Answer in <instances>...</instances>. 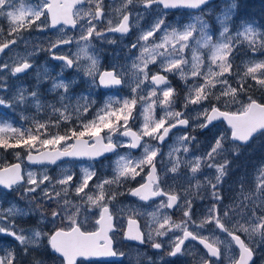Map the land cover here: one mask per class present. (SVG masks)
Masks as SVG:
<instances>
[{
  "label": "snow or ice",
  "instance_id": "1",
  "mask_svg": "<svg viewBox=\"0 0 264 264\" xmlns=\"http://www.w3.org/2000/svg\"><path fill=\"white\" fill-rule=\"evenodd\" d=\"M119 2V7L108 6L115 10L116 16H113L105 12L104 0H37L34 4L29 0H0V20L8 22L9 37L5 38V29L0 26V54L7 55L5 50L12 52L11 46L24 40L21 33L30 31L33 26L37 31L51 28L60 34L46 49L33 46L24 57L0 59V107L34 106L37 113L45 109L51 112L43 121L32 117L27 128L0 121V149H23L26 160L33 165L56 164L64 157L95 161L106 154H115L112 176L97 177L94 166L89 165L82 168L83 175L75 184L70 173L52 177L46 170L25 172L21 162L0 168V190L20 193L21 199L29 205L27 209L15 203L7 208L0 206V234L18 242L24 255L39 249L46 237L55 264H94L101 258L122 257L124 253L114 249L110 235L118 227L114 223L117 213L110 205L125 194L119 189L140 177L138 186L128 187L127 194L145 203L155 201L156 207L148 213L140 206L121 209V213H130L124 239L149 244L160 253L161 264H168L165 256L189 254L194 245L186 242H196L206 249L198 264H221V246L230 253L228 264H252L256 248L264 244V162L256 168L255 187L245 191L241 183L240 194L231 203H224L220 186L230 171L229 153L238 157L243 147L264 136V102L252 95H247L246 100L241 99L242 94L253 88L248 83L249 78L264 89V60H250L246 70L241 72L239 66L234 68L233 57L236 48L245 42L253 54L264 52V31L253 23L243 22L234 33L230 32L229 21L237 7L235 0L217 16L221 30L216 40L210 34L203 14L195 15L183 26H173L166 22L167 12L163 11L201 9L209 0ZM152 13H155L154 22L146 29L140 28L135 41L128 46L130 54L132 49L138 53L130 56L132 80H125L126 73L118 71V65L111 71H99L98 57L88 54L94 38L115 43L108 33H119L123 37L133 27H139L144 15ZM68 27L76 30L78 36L64 34ZM73 43L78 49L75 58L54 51L61 45ZM202 48L210 52L207 63L200 54ZM44 50L51 59L63 62L57 77H49L47 68L43 74L37 70L38 79L52 80L50 91L63 90L58 101L41 103L38 90L28 92L23 87L9 94L8 78L32 69L34 63L27 57ZM81 54L88 60L83 72L89 78V91L74 97L69 90L75 81L65 82L60 77L64 68L81 69L78 63ZM150 65H154L155 70ZM169 76H178L186 85L183 110H176L177 93ZM231 77L235 79L230 80ZM125 83L131 84L130 97L109 96L91 117L84 118L96 104L92 88H114ZM157 108L163 112L159 118L156 117ZM52 115L57 118L52 119ZM22 119L29 118L24 116ZM73 120L75 124H72ZM137 120L141 121L140 127L133 130ZM190 120L197 121L192 125L194 130L211 126L217 128L218 135L202 155H188L196 137L184 132L170 146L169 164L165 165L161 146L173 129H187ZM215 122H223L226 127L220 128ZM61 124L72 126L61 131ZM122 148L128 151L121 154L119 149ZM136 149H140L139 156L133 154ZM16 156L19 159L20 153ZM158 164L162 166L163 175L158 171ZM182 165L193 174L191 179L195 180L198 189L202 185L197 173L214 169V174H204L207 195L199 198L210 199L211 203L199 220L194 218L192 198L182 197L171 187L163 186L164 176L168 172L177 173ZM94 177L95 183L90 187ZM70 190L79 197L78 201L73 202L70 198ZM174 208L182 211L179 222L172 219ZM49 210L50 220L45 215ZM90 212L96 225L92 230L85 227ZM36 213H39L40 222L56 225L59 221L62 226L54 227L49 233L38 228L26 232L17 225L16 217ZM144 214L151 221L146 225L147 232L141 229L137 219ZM217 229L224 234L223 238ZM205 230L209 235H204ZM242 234L246 239L241 238ZM233 247L238 252L232 253ZM3 251L0 264H17L14 249ZM32 264L45 262L33 256Z\"/></svg>",
  "mask_w": 264,
  "mask_h": 264
},
{
  "label": "rangeland",
  "instance_id": "2",
  "mask_svg": "<svg viewBox=\"0 0 264 264\" xmlns=\"http://www.w3.org/2000/svg\"><path fill=\"white\" fill-rule=\"evenodd\" d=\"M251 2L252 4V10L245 11L243 8L246 5V2ZM30 3H36L37 0H29ZM105 2V12L111 13L113 16H116L115 10L113 8L108 7L109 5H115L116 7L120 6L119 0H104ZM233 0H219L216 2H213L210 6L202 9L200 12H185V11H179V12H167L166 16V22L173 24V26H183L184 24H187L191 22L195 15L203 14V19L208 23L209 25V32L210 34L214 35V40L219 38V32L221 30V26L217 21V16L221 15L223 11L231 5ZM235 3L237 5L235 9V14L232 16V19L229 21L230 24V32L234 33L243 22L253 23L254 26H258L262 31H264V0H235ZM130 8L132 6H129ZM142 10V9H139ZM164 11V10H163ZM155 13L152 14H146L139 22V27H133V33L131 37L122 39V41H116L115 43H108L106 40L102 39H95L93 40V45L90 49H88L89 55H95L98 57L99 60V71L102 70V67L107 64L106 55L102 57L101 53H104L102 50L106 51L105 49H109L112 52L108 53L110 56H113L112 62L113 66L118 65V71L122 70L126 73L125 80L127 82H130L132 80V60L130 56L132 54H138L136 52V49H132V53H129V47L131 43H133L136 39V36L139 34L140 28H147L151 26V24L154 22ZM0 26H2L5 29V38L7 37V29H8V22L6 20H0ZM64 34H67L69 36H73L72 31L64 29ZM24 40L20 41L18 40L16 45H12L13 51L9 53L8 50H5L7 55L0 54V59H9V57H16L17 55L24 57L27 53L32 51L33 46L37 47H43L47 48L50 41H54L58 35L56 30L50 31L49 29H46L45 31H37L35 29V26L32 27L30 31H25L21 33ZM197 35V34H194ZM111 38V37H110ZM24 41H27L25 43ZM78 49L76 44L72 45H66L63 48H57V53L66 54L72 58H75L76 53ZM110 52V51H109ZM200 54L205 59L206 63L208 60V56L210 55V52L207 48L200 49ZM47 56V58H46ZM49 53L44 51H37V54L34 56H28L27 58L34 63V68L31 70L30 73L25 74L21 78L17 77H9L7 84L9 86V94L12 92H15L17 88L23 87L28 92H31L33 90H38L39 92V98L41 100V103L44 104H51L58 101V97L60 92L63 90H58L57 92L50 91L52 86V80L51 79H43L41 77L40 79L37 78V70L40 71L41 74L44 73L45 68H47L48 76L49 77H57L59 73H61L62 65L56 64L52 62V60L49 59ZM189 59L191 58V54L188 53ZM233 57L235 60L234 68L236 66H239V69L241 72L246 70L247 63L250 60H264V52L258 51L255 54L248 48L247 43H243L239 45L236 50L233 53ZM78 63L82 66L80 70H77L75 67L74 69L64 68L63 69V75L60 77V79H63L65 82H72L75 81V83L72 84L70 87V94L75 96H79L81 93H87L89 91V85L87 83L88 77L84 75L83 67L88 64V60L84 54H81ZM150 68L155 70L154 65H150ZM173 79L172 86L175 88L177 97H176V110H183V99L185 96V90L186 85L185 83L178 77V76H169V78ZM234 77H231L230 80H234ZM248 83L253 85V88L251 91L247 94H242L241 99L246 100L247 95H252L253 98L257 99L260 102H264V89H260L259 86L255 85V81L248 79ZM235 86V84L233 85ZM91 94L96 100V104L93 107V109L88 113V116L84 117L87 119L88 117H91L96 108H99L103 105L104 101L109 96H118V97H130L132 95L131 92V84L125 83V88L121 92H113V93H105L104 91L100 90V87H94L91 89ZM215 102V101H213ZM195 107V106H192ZM139 109V105H138ZM188 111H191V108L188 109ZM5 115H9L10 120H8ZM51 115L50 109H45L44 111H41L37 113V110L34 106H27V107H18V108H3L0 107V121H7L10 123L14 122L12 120H17L18 124H20L19 127L30 126L31 118L35 117L36 119H39L41 121L46 120ZM58 115V114H57ZM57 115H52V119H56ZM161 115H163V112L160 108L156 109V117L159 118ZM194 115V113H193ZM27 116L29 119L25 120L22 119V117ZM76 121L73 120L72 124H75ZM131 123V122H130ZM197 123L195 120H190V127L188 130L184 131H174L170 137V139L162 145V153L164 155V164H169V158L167 156L168 151L170 150V146L174 145L176 143V137L183 134L184 132L190 133L192 136L196 137V140L192 142V145L189 147V154L188 155H202L204 152L209 150L211 143L214 141V137L218 135L217 128H212L210 130H207V132H201L200 129H193L192 125ZM72 124H61L60 130L63 131L67 129L68 127H71ZM141 121L137 120L134 124V130H138L140 127ZM220 128H224L225 125L223 123L218 124ZM53 131H56V129H53ZM128 149H120V153L123 154L127 152ZM20 153V158L18 159L16 156V153ZM134 155L139 156L141 154L140 149L138 152H133ZM26 153L20 152L17 149H7L3 150L0 149V165L1 167L9 165V157L13 158L14 161H20L23 164V168L25 169V172L28 170L34 171V172H41V171H47V174L52 177H59L62 174L70 173L73 175V184L79 182V179L83 175L82 168H86L89 165H93L95 168V171L97 173V177H104V176H112V165L115 160V155L112 157L105 158L103 161L99 162H77V161H67L58 164V166L51 167V166H43V167H32L26 163ZM181 156L184 154L181 153ZM160 159L159 157L157 158ZM229 159L232 161V163L229 165L230 171L229 174L224 178V181L221 184V195L224 197V203L228 204L231 203L239 194H240V185L243 183L244 190L248 191L251 188L255 187L256 183V168L261 163L264 162V136H259L258 138L254 139L253 142H251L249 145L245 146L241 150V154L238 157H233L231 153H229ZM159 171H161V174L163 175L162 166L159 165ZM147 171V169H146ZM206 173H213L214 169H204L203 172L197 173V176L199 177L201 181V188H197L195 186L196 182L195 180L191 179L192 173L186 166H181L180 169L177 171V173H171L168 172L164 176V187H171L173 190H175L180 196L188 195L190 198L193 199V213L194 218L199 220L202 215L204 214L206 207L209 203H211L210 199L201 200L199 197L201 195H207V183L204 180V174ZM96 178H93V181H90V187L93 183H95ZM140 180V177H137L135 181H129L127 185H125L124 188L119 189L120 191H124L125 194L118 196L117 200L113 202L112 205H110V209H114L117 213L116 216V224L117 226H122L125 224V219L128 218V215L130 213L125 212L121 213V209H129L133 207L140 206L141 210L144 213H148L155 210L156 203H152L151 205H147L145 203H142L137 198H132L130 195L127 194L126 189L128 187H135L137 186V182ZM95 191V189H93ZM70 198L73 200V202H76L79 200V197L75 196V193L70 190ZM11 203H15L20 208L27 209L29 207L28 202L24 199H21L20 193L16 191H12L11 193L0 190V206L7 208ZM50 203V202H49ZM52 207H55V205H52ZM96 211V210H93ZM172 214V219L174 221L179 222L182 219V211H179L176 213V216ZM45 215L48 216L49 220L51 219V212L50 210L45 212ZM138 217L143 218L144 223V230L147 232L146 225L149 224L150 218L144 214L140 215ZM30 220H33V223L29 225ZM16 223L19 227L23 228L27 231L32 230L34 228H38L43 230L44 232H51L54 227L62 226L59 221H57L56 225H53L49 223L48 221L40 222L39 213L23 216V217H16L15 218ZM66 223V222H65ZM85 227L89 230H92L96 227L95 225V217L90 212L88 214V219L85 224ZM211 225L208 226L209 229H211ZM206 235H209L208 230ZM216 232L219 234L221 238H223L224 235L222 233H219L218 230ZM244 236V235H243ZM246 239V237L244 236ZM0 240L2 242L1 245L3 247V250L10 249L11 246L14 247L16 245V248H19L18 251L22 252L21 247L19 246L18 242L11 239V237L5 236L3 234H0ZM11 241H14L11 242ZM115 247L118 252H123L126 248H128L123 240L122 237H118L115 241ZM224 250L225 258L228 262V257L230 253L228 252L227 248L224 246H221ZM47 239L46 237L42 241V246L37 249L33 250L32 252H42L46 253L47 251ZM130 251V258L134 260H139L143 256V251L139 250L138 248L131 247L128 248ZM4 252V251H3ZM30 252V253H32ZM190 252H198V250L193 247ZM236 249L233 247L232 253H235ZM23 253V252H22ZM255 253L258 255V258L260 257V262H264V244L260 245L256 248ZM0 255H2L0 253ZM31 256V255H29ZM24 260V259H23ZM126 261H123L121 264H125ZM138 264V262H137ZM228 264V263H224Z\"/></svg>",
  "mask_w": 264,
  "mask_h": 264
},
{
  "label": "flooded vegetation",
  "instance_id": "3",
  "mask_svg": "<svg viewBox=\"0 0 264 264\" xmlns=\"http://www.w3.org/2000/svg\"><path fill=\"white\" fill-rule=\"evenodd\" d=\"M72 33H73V36H78V32H76V30L72 31ZM132 33H133V30L131 31L130 34L125 35L123 37L118 36V35H110L109 36L108 34H107V36L108 37H111V38H114L115 41H122V39H126V38L131 37ZM69 45H72V44H69ZM64 46H66V45H61L60 48H63ZM109 49H105L106 51L102 50L104 52V53H101L102 57H104V55H106V58H108V59L106 60L107 64H105L102 67V70L101 71H104V70L111 71L113 69V62H112L113 56H110L108 54V53H111L112 52ZM54 51L57 52V49H55ZM46 58H47V56H46ZM49 59L51 60V57L50 56H49ZM56 64H61L62 65L63 63H56ZM32 69H30L26 74L30 73ZM23 76L24 75L19 76L17 78H21ZM170 81H171L172 84L174 83L173 82V79L171 77H170ZM122 85L124 86L122 89H116L115 88V89H113L111 91H104V92L105 93H113V92H116V91L121 92L125 88V84H122ZM158 168H160L159 167V164H158ZM141 202L142 203H145L143 201H141ZM154 202L155 201H152L150 203H145V204L151 205ZM175 211H176L175 213L173 212V215L174 216H176V213H178L180 210L175 209ZM127 219H125V224H123L122 226L117 227L116 232L112 234L114 241L116 239H118L119 236L122 237L123 240H124V231H125L126 226H127ZM137 219L141 223V226H142V228L144 230L143 218L142 217H137ZM206 233H207V231H204V235H206ZM222 235H224V234L222 233ZM241 238L242 239H245L244 236H243V234H242V237ZM11 239H13V238H11ZM11 242L14 243V241H11ZM188 243H191L192 245H194V247L198 250V252H190L187 255L177 256V257H167V256H165V261L168 262V264H173V262H174V264H198L199 257L202 256V255H205L206 254V251H205V249L201 245H198L195 242H188ZM125 244H127L126 246L128 248L135 247V248H138L139 250L143 251L142 258H140L139 260H134V259L130 258V251H129L128 248H126L122 252V253H124V258H125V261H126L125 264H137V262H138V264H161V262L159 260L160 253H158L157 250L151 248L149 244H143L142 246H137V245H135L133 243L130 244V243H126V242H125ZM236 252H238V249H236ZM221 253H222V256H221V264L228 263L227 260H226V258H225L224 250L222 249V247H221ZM212 259H214V258H212ZM259 259H260V257L258 258V255L254 252V258H253L252 264H264V262L263 261L260 262ZM100 263H102V262H100ZM105 264H108V263H105Z\"/></svg>",
  "mask_w": 264,
  "mask_h": 264
},
{
  "label": "trees",
  "instance_id": "4",
  "mask_svg": "<svg viewBox=\"0 0 264 264\" xmlns=\"http://www.w3.org/2000/svg\"><path fill=\"white\" fill-rule=\"evenodd\" d=\"M244 10H247V11L252 10L251 2H249V1L246 2ZM24 128H27L26 125L24 126ZM17 150L20 152H23V149H17ZM12 159H13L12 157L11 158L9 157L10 163L13 161ZM0 167H1V165H0ZM29 221H30L29 225H31V223H33V220H29ZM0 242H2V241L0 240ZM15 254H16V258H17V264H32L33 256H35L36 258L42 259L45 262V264H55L54 254L48 248H47L46 253H42L40 251L32 252L29 254L31 256L24 255V253L18 251V249L15 250ZM97 264H100V263H97ZM108 264H121V263H108Z\"/></svg>",
  "mask_w": 264,
  "mask_h": 264
},
{
  "label": "water",
  "instance_id": "5",
  "mask_svg": "<svg viewBox=\"0 0 264 264\" xmlns=\"http://www.w3.org/2000/svg\"><path fill=\"white\" fill-rule=\"evenodd\" d=\"M213 1H216V0H209V2H208V4H210V3H212ZM208 4H206V5H208ZM206 5H203L202 6V8L203 7H205ZM202 8L201 9H186V8H177V9H168V11H172V10H179V9H183V10H186V11H190V10H193V11H199V10H202ZM167 11V10H166ZM68 28H70V27H68ZM50 30H54V29H51L50 28ZM130 33V32H129ZM128 33V34H129ZM108 34H110V33H108ZM113 34H117V35H121V34H119V33H113ZM56 62H59L58 60H55ZM123 87V85H121V86H118V87H114V88H122ZM103 90H111L112 88H103V87H101ZM215 123H217L218 124V122H215ZM226 125V124H225ZM209 128H211V126H209ZM208 128V129H209ZM183 129V128H182ZM204 131H207V129H203L202 130V132H204ZM170 134V133H169ZM166 139H168V138H166ZM135 152H137L138 151V149H136V150H134ZM111 155H113V154H111V153H109V154H106L104 157H100L98 160H95V161H99V160H102V159H104L105 157H108V156H111ZM67 160H86V159H74V158H69V157H64V158H61L60 160H58L57 162H56V164H43V165H33V164H30V163H28V161H27V163L28 164H30V165H32V166H46V165H50V166H55V165H58V163H60V162H62V161H67ZM87 161H89V160H87ZM14 164V163H13ZM7 191V190H6ZM158 198H156V200H157ZM148 202H151V200L150 201H148ZM139 223V222H138ZM140 224V223H139ZM140 226H141V224H140ZM111 234V233H110ZM126 240V239H125ZM127 242H134V243H136V244H138V245H142V244H140L138 241H131V240H126ZM187 243V242H186ZM203 246V245H202ZM113 247H114V241H113ZM115 248V247H114ZM123 259V256L121 257V256H117V257H107V258H101V259H99L100 261H102V262H108V261H120V260H122ZM97 261V260H96Z\"/></svg>",
  "mask_w": 264,
  "mask_h": 264
}]
</instances>
